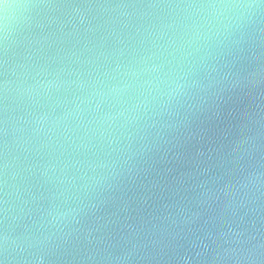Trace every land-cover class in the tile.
Returning <instances> with one entry per match:
<instances>
[{
	"label": "water",
	"instance_id": "1",
	"mask_svg": "<svg viewBox=\"0 0 264 264\" xmlns=\"http://www.w3.org/2000/svg\"><path fill=\"white\" fill-rule=\"evenodd\" d=\"M0 264H264V0H0Z\"/></svg>",
	"mask_w": 264,
	"mask_h": 264
}]
</instances>
